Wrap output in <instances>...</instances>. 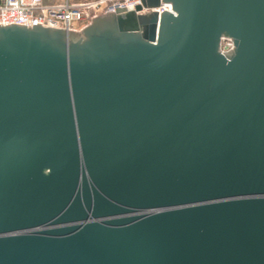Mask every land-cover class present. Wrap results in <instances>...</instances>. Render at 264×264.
Instances as JSON below:
<instances>
[{
  "label": "water",
  "instance_id": "95a60500",
  "mask_svg": "<svg viewBox=\"0 0 264 264\" xmlns=\"http://www.w3.org/2000/svg\"><path fill=\"white\" fill-rule=\"evenodd\" d=\"M141 2L0 26V264H264V0Z\"/></svg>",
  "mask_w": 264,
  "mask_h": 264
},
{
  "label": "built area",
  "instance_id": "2783aa9c",
  "mask_svg": "<svg viewBox=\"0 0 264 264\" xmlns=\"http://www.w3.org/2000/svg\"><path fill=\"white\" fill-rule=\"evenodd\" d=\"M141 4V0H0V26L33 27L41 23L45 28L81 32L92 23L93 18L106 15L110 8L115 12L117 8L132 11ZM158 9L160 13L171 11L168 4ZM232 48L231 40L223 41V52Z\"/></svg>",
  "mask_w": 264,
  "mask_h": 264
},
{
  "label": "rangeland",
  "instance_id": "374dc122",
  "mask_svg": "<svg viewBox=\"0 0 264 264\" xmlns=\"http://www.w3.org/2000/svg\"><path fill=\"white\" fill-rule=\"evenodd\" d=\"M60 1H64V0H60ZM74 2H76V1H80V0H73ZM83 1H85V0H83Z\"/></svg>",
  "mask_w": 264,
  "mask_h": 264
},
{
  "label": "crops",
  "instance_id": "0c3cea01",
  "mask_svg": "<svg viewBox=\"0 0 264 264\" xmlns=\"http://www.w3.org/2000/svg\"><path fill=\"white\" fill-rule=\"evenodd\" d=\"M73 1V0H72ZM83 0H80V1H76V2H82Z\"/></svg>",
  "mask_w": 264,
  "mask_h": 264
}]
</instances>
